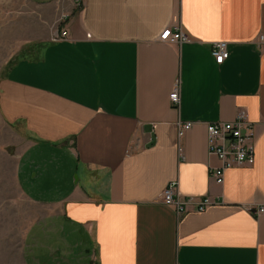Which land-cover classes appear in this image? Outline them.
Masks as SVG:
<instances>
[{"label":"crops","instance_id":"1","mask_svg":"<svg viewBox=\"0 0 264 264\" xmlns=\"http://www.w3.org/2000/svg\"><path fill=\"white\" fill-rule=\"evenodd\" d=\"M30 1L70 17L67 39L28 46L0 80L26 263L264 264V0ZM169 27L191 41L161 40ZM240 110L255 163L219 184L207 124ZM173 181L214 202L177 215L162 198Z\"/></svg>","mask_w":264,"mask_h":264},{"label":"rangeland","instance_id":"2","mask_svg":"<svg viewBox=\"0 0 264 264\" xmlns=\"http://www.w3.org/2000/svg\"><path fill=\"white\" fill-rule=\"evenodd\" d=\"M62 15L30 0H0V80L28 46L54 38ZM13 140L0 114V264H27L29 203L21 198L15 178L16 163L9 150Z\"/></svg>","mask_w":264,"mask_h":264},{"label":"built area","instance_id":"3","mask_svg":"<svg viewBox=\"0 0 264 264\" xmlns=\"http://www.w3.org/2000/svg\"><path fill=\"white\" fill-rule=\"evenodd\" d=\"M78 1L82 4L84 0ZM69 17V13L62 15L60 23L64 26L55 34L53 41L64 40L69 37V31L65 26ZM160 39L177 45L191 41V37L181 27L166 28L161 32ZM212 54L217 63L222 64L230 55L227 42H215ZM170 97L175 105L180 104V81H177ZM192 127L193 122L181 123L180 136H183ZM207 130L209 153L220 160V165L209 166L210 175L217 183H223L227 170L233 167L250 166L255 163L256 125L249 119L247 111L240 110L233 121L210 122L207 124ZM179 151L183 156L182 147H179ZM162 198L164 203L172 207L177 215L192 210L202 212L214 202L209 196L197 200L194 197L183 195L179 189L178 181L169 184ZM256 212L264 213V205L259 206Z\"/></svg>","mask_w":264,"mask_h":264}]
</instances>
